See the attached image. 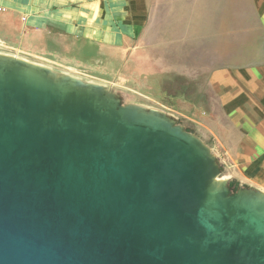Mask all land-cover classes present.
Instances as JSON below:
<instances>
[{
    "label": "water",
    "instance_id": "95a60500",
    "mask_svg": "<svg viewBox=\"0 0 264 264\" xmlns=\"http://www.w3.org/2000/svg\"><path fill=\"white\" fill-rule=\"evenodd\" d=\"M216 162L163 116L0 62V264H264V193L216 190Z\"/></svg>",
    "mask_w": 264,
    "mask_h": 264
},
{
    "label": "rangeland",
    "instance_id": "374dc122",
    "mask_svg": "<svg viewBox=\"0 0 264 264\" xmlns=\"http://www.w3.org/2000/svg\"><path fill=\"white\" fill-rule=\"evenodd\" d=\"M263 29L252 0H147L144 24L130 48L116 49L113 60L100 54L88 69L81 68L80 59L37 61L23 51L0 52L94 84L119 106L156 113L193 134L197 127L201 130L202 117L190 110L197 107L204 109L203 115L210 113L207 99L215 98L218 91L212 90L213 79L224 80L226 74L229 82L234 81L237 69L264 58ZM206 147L215 156L219 177L226 178L230 194L240 188L254 190L233 179V150L229 157L226 149Z\"/></svg>",
    "mask_w": 264,
    "mask_h": 264
},
{
    "label": "crops",
    "instance_id": "0c3cea01",
    "mask_svg": "<svg viewBox=\"0 0 264 264\" xmlns=\"http://www.w3.org/2000/svg\"><path fill=\"white\" fill-rule=\"evenodd\" d=\"M252 2L264 23V0ZM146 13L147 0H0V49L37 61L80 59L88 69L100 54L113 60L116 49L128 50ZM222 76L212 81L218 91L207 99L210 113L190 110L202 117L192 135L229 157L233 150V179L264 193V58L237 69L234 81Z\"/></svg>",
    "mask_w": 264,
    "mask_h": 264
},
{
    "label": "bare ground",
    "instance_id": "6f19581e",
    "mask_svg": "<svg viewBox=\"0 0 264 264\" xmlns=\"http://www.w3.org/2000/svg\"><path fill=\"white\" fill-rule=\"evenodd\" d=\"M0 62H4V63H8V64H17V65H20L22 67H25V68H28V69H32V70L38 72L39 74H45L47 76H52V77H56V78H62L63 80L67 81L68 83H71V84H73V85H75L77 87H84V88L97 87L94 84L85 83L82 80H80L79 78L72 77L70 75L59 76L56 73H54L52 71V69H50L49 67H46V66L38 64V63H31L27 59L19 58V57L13 56V55L0 53ZM212 186L216 190L224 189L226 187V178L215 176L213 178V180H212ZM247 194H250V193H247ZM256 195L258 197H263L264 198L263 194H257L256 193Z\"/></svg>",
    "mask_w": 264,
    "mask_h": 264
}]
</instances>
